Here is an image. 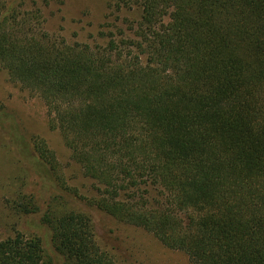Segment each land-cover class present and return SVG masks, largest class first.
<instances>
[{"label":"trees","instance_id":"trees-1","mask_svg":"<svg viewBox=\"0 0 264 264\" xmlns=\"http://www.w3.org/2000/svg\"><path fill=\"white\" fill-rule=\"evenodd\" d=\"M118 1L139 17L104 24L99 44L1 6L0 65L99 182L100 210L192 264H264V0ZM34 149L64 184L45 145ZM16 209L39 206L29 195ZM56 211L40 218L62 264H116L84 213ZM0 264H47L39 237L0 239Z\"/></svg>","mask_w":264,"mask_h":264},{"label":"rangeland","instance_id":"rangeland-1","mask_svg":"<svg viewBox=\"0 0 264 264\" xmlns=\"http://www.w3.org/2000/svg\"><path fill=\"white\" fill-rule=\"evenodd\" d=\"M1 6V12L38 10L41 31L70 43H103L99 32L105 30L104 24L137 21L140 14L138 7L122 6L118 0H0ZM39 143L45 145L64 184L39 158L34 149ZM99 192V182L74 162L59 131L47 123L43 101L12 81L0 65V239L15 231L39 237L45 263L62 264L51 231L40 218L51 203L61 214L84 213L99 247L116 264H192L182 251L169 249L151 233L100 210L95 204ZM138 192L147 202L159 199L150 186ZM29 195L39 211L20 214L16 204Z\"/></svg>","mask_w":264,"mask_h":264}]
</instances>
